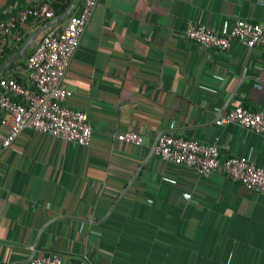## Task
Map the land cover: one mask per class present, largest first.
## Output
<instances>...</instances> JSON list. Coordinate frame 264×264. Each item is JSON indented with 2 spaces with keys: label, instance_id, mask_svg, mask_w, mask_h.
<instances>
[{
  "label": "crops",
  "instance_id": "obj_1",
  "mask_svg": "<svg viewBox=\"0 0 264 264\" xmlns=\"http://www.w3.org/2000/svg\"><path fill=\"white\" fill-rule=\"evenodd\" d=\"M39 1L0 0V20ZM236 18L264 30V4L97 0L64 75L72 92L64 103L85 112L90 143L27 128L2 150L0 264L53 252L89 264H264L263 193L152 153L169 133L217 142L220 161L247 156L264 167V135L220 121L236 107L264 110V47L233 40L219 51L183 35L189 21L221 27ZM25 61L2 77L18 73L28 85ZM4 118L0 111V133ZM128 131L140 145L116 139Z\"/></svg>",
  "mask_w": 264,
  "mask_h": 264
},
{
  "label": "built area",
  "instance_id": "obj_2",
  "mask_svg": "<svg viewBox=\"0 0 264 264\" xmlns=\"http://www.w3.org/2000/svg\"><path fill=\"white\" fill-rule=\"evenodd\" d=\"M54 1L35 2L17 17L0 20V53L5 45L21 40L23 32L18 27L19 22L52 19ZM258 2L264 4V0ZM96 3L97 0H82L79 11L70 13L65 24L51 26L42 32L33 52L25 61L28 85L0 77V111L5 113L4 122L7 127L0 133V153L11 147L19 133L27 128L82 146L90 143L92 130L85 112L64 103L72 94L64 82V75ZM183 35L198 44L219 51L228 49L233 40L248 47H264V30L261 25L242 18L234 19L230 26L221 27L189 21ZM220 121L223 124L236 123L246 130L264 135L263 109L236 107L221 116ZM115 137L135 145H140L142 140L140 134L132 131ZM152 153L166 165L189 167L200 176L219 172L248 190L264 194V167L247 156H228L220 161L217 142L205 144L193 137L161 133L152 146ZM183 196L190 198L186 193ZM31 264L89 263L85 258L64 260L59 253L53 252L32 256Z\"/></svg>",
  "mask_w": 264,
  "mask_h": 264
},
{
  "label": "water",
  "instance_id": "obj_3",
  "mask_svg": "<svg viewBox=\"0 0 264 264\" xmlns=\"http://www.w3.org/2000/svg\"><path fill=\"white\" fill-rule=\"evenodd\" d=\"M76 1L77 0H70L68 5L65 7V9L61 13H59L58 15L54 16L52 19L47 20L43 24H41V25L37 26L35 29H33V31L29 34V36L26 38V40L23 42V44L20 46V48L0 64V73L3 72L4 70H6L16 60L23 57L26 54V52L28 51V49L33 45L36 38L45 29L61 22L63 19L68 17V15L72 12Z\"/></svg>",
  "mask_w": 264,
  "mask_h": 264
},
{
  "label": "trees",
  "instance_id": "obj_4",
  "mask_svg": "<svg viewBox=\"0 0 264 264\" xmlns=\"http://www.w3.org/2000/svg\"><path fill=\"white\" fill-rule=\"evenodd\" d=\"M69 1L70 0H55L54 3H53V6H54V16L58 15L59 13H61L65 9V7L68 5ZM47 20L48 19L36 21L35 22V25L36 26L41 25L44 22H46ZM18 27L20 28V26H18ZM29 34L30 33H23V36H22V38H21L20 41H18V42H10L9 44L5 45L3 51L0 53V64L5 59H7L10 55H12L14 52H16L20 48V46L23 44V42L26 40V38L29 36ZM38 38H36V40H38ZM34 44H35V42L28 49V51L26 52V54L23 57H21L20 59L16 60L5 71H3L2 73H0V77H2V76H8V73L10 71H12L14 68H16L17 65H19V64L22 65V63L26 60V58L33 52V50H34ZM13 76H15L14 78L18 82H21L22 83V80H21L20 75L18 73H14Z\"/></svg>",
  "mask_w": 264,
  "mask_h": 264
}]
</instances>
